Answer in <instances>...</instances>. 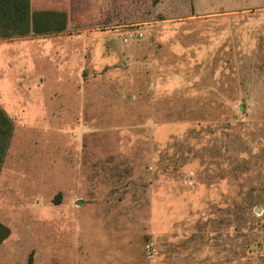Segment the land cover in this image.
<instances>
[{"label": "rangeland", "instance_id": "rangeland-1", "mask_svg": "<svg viewBox=\"0 0 264 264\" xmlns=\"http://www.w3.org/2000/svg\"><path fill=\"white\" fill-rule=\"evenodd\" d=\"M118 2L0 61V264H264V0Z\"/></svg>", "mask_w": 264, "mask_h": 264}, {"label": "crops", "instance_id": "crops-1", "mask_svg": "<svg viewBox=\"0 0 264 264\" xmlns=\"http://www.w3.org/2000/svg\"><path fill=\"white\" fill-rule=\"evenodd\" d=\"M27 2L29 4L30 10L31 11H44V10H50L45 8V6H40V7H34V0H22V2ZM90 1V5L87 8V14H88V18H90V15L92 16V19L94 20H99V19H103V20H112V19H119L118 16H115L116 14H118L117 12H115V10L113 9L112 11L110 10L111 8L109 6H114V8L116 6L119 7V2L118 0H88ZM90 7V8H89ZM56 10V9H53ZM59 17L61 16L62 18L66 19L68 22V16L67 13L64 11H59L56 10ZM65 31V30H64ZM59 32H51V33H58L55 34V37L53 41H55L57 43V46H59V49L61 50V52H65L66 54L70 53L73 56L72 62L70 63H76L77 62V58L75 57L76 54L78 52H82L83 49H87L89 43H91L90 41H93V39H97L96 45H99L100 42L99 40H102L103 38H107L110 37L111 39H115L116 37L120 36V32L118 30H108V31H98L97 29H91V30H85L81 33H63V31ZM48 33V34H51ZM46 34V33H45ZM39 35H43V34H35V33H29L26 35H19V34H13L12 36L6 37L9 38V40L7 42H3V44H6L2 47H0V61L1 62H5L7 63V61H15V60H10L11 56L14 55V53L21 55L20 58H17V61H21L22 65L23 63L30 67L33 65V55L30 54V50L32 51L33 48H29V43L30 41H40L39 39ZM0 36H2V31L0 28ZM56 36H61L63 37V40L61 43L60 40H56ZM17 37H25L26 40H22L19 39ZM80 38V39H79ZM116 45H117V40H115ZM50 43V42H49ZM120 43V42H119ZM0 43V45H3ZM120 45V44H119ZM119 47V46H118ZM15 49L17 51H15ZM34 52V51H32ZM36 54L41 53V50H36L35 51ZM34 254V253H33Z\"/></svg>", "mask_w": 264, "mask_h": 264}, {"label": "trees", "instance_id": "trees-1", "mask_svg": "<svg viewBox=\"0 0 264 264\" xmlns=\"http://www.w3.org/2000/svg\"><path fill=\"white\" fill-rule=\"evenodd\" d=\"M56 10L31 11L29 4L22 0H0V28L2 37L13 34H45L66 30L68 22L59 17ZM13 131L11 118L0 107V171ZM10 234V230L0 222V242Z\"/></svg>", "mask_w": 264, "mask_h": 264}]
</instances>
